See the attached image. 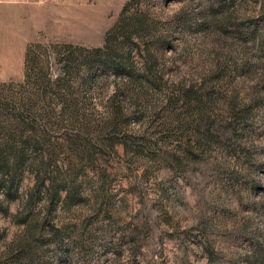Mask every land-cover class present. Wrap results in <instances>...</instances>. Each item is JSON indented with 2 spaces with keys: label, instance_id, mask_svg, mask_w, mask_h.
I'll return each mask as SVG.
<instances>
[{
  "label": "rangeland",
  "instance_id": "obj_1",
  "mask_svg": "<svg viewBox=\"0 0 264 264\" xmlns=\"http://www.w3.org/2000/svg\"><path fill=\"white\" fill-rule=\"evenodd\" d=\"M0 264H264V0H0Z\"/></svg>",
  "mask_w": 264,
  "mask_h": 264
}]
</instances>
